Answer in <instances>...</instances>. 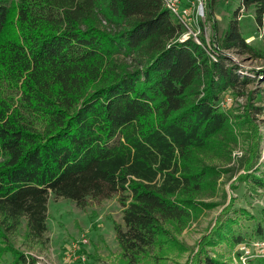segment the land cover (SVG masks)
<instances>
[{
	"label": "trees",
	"instance_id": "16d2710c",
	"mask_svg": "<svg viewBox=\"0 0 264 264\" xmlns=\"http://www.w3.org/2000/svg\"><path fill=\"white\" fill-rule=\"evenodd\" d=\"M243 7L264 33V0ZM184 34L163 0H0V264H38L28 252L46 249L51 196L80 209L117 198L119 264H167L188 251L177 236L220 205L209 200L222 179L264 186V106L255 92L240 115L221 105L264 70L229 66L223 52L252 50L234 25L216 60ZM233 205L188 263L228 264L212 255L224 243L253 250L224 220Z\"/></svg>",
	"mask_w": 264,
	"mask_h": 264
},
{
	"label": "rangeland",
	"instance_id": "374dc122",
	"mask_svg": "<svg viewBox=\"0 0 264 264\" xmlns=\"http://www.w3.org/2000/svg\"><path fill=\"white\" fill-rule=\"evenodd\" d=\"M185 7L191 9L192 16L197 17L199 8H204V17L196 20L191 27L192 32L200 36L201 42L209 44L211 48H218L226 37L229 28L234 25L247 46L252 50L239 48L223 52L231 60V67H238L244 76L258 75L264 70V33L255 22V11L243 7V0H184ZM209 50V48L207 47ZM228 64V63H227ZM254 71H256L254 73ZM254 77V76H253ZM253 85L247 87L246 94L236 99V94L227 91L222 95V101L229 110L240 115L247 105V94L255 92V105L264 106V81L256 76ZM262 98V101L259 98ZM231 98L232 101L228 102ZM260 131L263 139L262 158L257 164L260 172L257 176L264 179V114L259 117ZM249 144L240 137L237 148L232 154V162L227 165L239 169L241 159L248 150ZM217 164L220 165V162ZM240 174H245L240 170ZM235 178L221 180L219 194L210 202H218L216 208L204 211L197 220L192 221L177 238L187 246L183 256L175 254L167 264H191L192 256L197 253L199 244L219 218L223 216V209L234 203L230 212L224 216L237 218L239 226L235 227L246 238L253 250L251 255L245 251L234 249L227 243L221 244L212 251V255L220 256L228 264H256L264 258V186L259 187L253 182L237 183V190L231 188ZM237 211V212H236ZM236 212V213H235ZM246 212V213H245ZM115 224L124 225L122 207L117 198L91 203L86 209L65 199H56L51 196L48 212V244L44 250H32L28 254L38 259V264H119L120 248L116 239ZM261 227L262 235L256 232ZM86 240L87 244H83ZM80 245V254L86 256L87 263L75 260L69 255L73 245ZM20 246V243H18ZM17 245V246H18ZM241 252L240 258L236 256ZM6 262V263H5ZM1 264H12L10 257H5Z\"/></svg>",
	"mask_w": 264,
	"mask_h": 264
},
{
	"label": "built area",
	"instance_id": "2783aa9c",
	"mask_svg": "<svg viewBox=\"0 0 264 264\" xmlns=\"http://www.w3.org/2000/svg\"><path fill=\"white\" fill-rule=\"evenodd\" d=\"M163 2L165 3L166 8L170 11V13L175 17V19L183 26V28L185 29V34L183 36V38L185 40L189 39V38H193L196 43H198L199 45H201L203 48H205V50L208 52V54L211 56L212 59L216 60V57L213 55L212 53V48L210 47L209 44L205 45L201 42L200 40V36H198L197 33L192 32L191 27L196 23V20H200V18L204 17V8L201 7L199 8V11L197 13V17H193L191 14V9L188 7L184 6V0H163ZM207 47L209 48V50L207 49ZM240 72V71H239ZM241 73V72H240ZM241 75H244V73H241ZM232 99L229 98L228 102H231ZM225 102L226 101H222L221 105L224 107L225 106ZM263 132H264V128H263ZM83 244H87L86 240L83 242ZM241 251H245L247 253V255H251L250 251L246 246H241L240 247ZM69 255H71V257H76L75 260L80 261L82 263H87V258L86 256L80 254V245H73L70 250H69Z\"/></svg>",
	"mask_w": 264,
	"mask_h": 264
}]
</instances>
